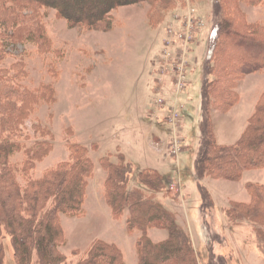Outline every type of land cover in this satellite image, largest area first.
I'll return each instance as SVG.
<instances>
[{
    "label": "rangeland",
    "instance_id": "1",
    "mask_svg": "<svg viewBox=\"0 0 264 264\" xmlns=\"http://www.w3.org/2000/svg\"><path fill=\"white\" fill-rule=\"evenodd\" d=\"M151 5L122 3L111 12L107 31L72 25L53 9H38L32 19L41 25L46 54L35 44L9 43L0 64L9 69L23 62L24 86L44 93L23 130L24 136H33L35 123L50 131L53 148L37 163L35 176L66 161L74 145L88 150L94 166L84 216L61 220L63 264H77L97 240L115 243L126 264H137L139 233H128L126 214L113 219L103 197L107 175L101 160L117 162L119 156L135 169L155 168L172 176L159 199L187 231L197 264H264V235L258 232L264 224L231 214L235 205L251 202L250 191L264 189V166L243 172L238 182L206 177L199 184L193 175L213 1L173 0L170 8L157 11ZM232 8L247 23L264 25V2H239ZM234 89L239 102L230 112L212 109L221 144L235 143L244 132L264 94V68L244 76ZM148 234L154 242L169 235L159 229ZM0 264H18L5 228L0 232ZM32 264H38L37 253Z\"/></svg>",
    "mask_w": 264,
    "mask_h": 264
},
{
    "label": "trees",
    "instance_id": "2",
    "mask_svg": "<svg viewBox=\"0 0 264 264\" xmlns=\"http://www.w3.org/2000/svg\"><path fill=\"white\" fill-rule=\"evenodd\" d=\"M146 1L154 11L173 4V0H0V64L9 43L35 44L46 54L41 25L32 19L39 15L38 9H53L72 25L107 31L111 12L122 3ZM212 1L214 30L202 89V120L198 124L201 140L193 157V175L199 184L206 177L238 182L243 172L264 166V94L235 144H218L212 120V109L225 114L239 102L234 89L238 82L264 68V25L247 23L237 16V11L241 14L238 8H232L239 2L254 6L264 0ZM29 10H33L32 15H25ZM24 67L18 62L0 69V232L5 228L12 237L18 264H32L36 253L38 264H63L67 259L59 249L66 237L61 220L84 216L94 166L88 150L74 145L66 161L35 176L37 163L48 156L53 144L50 131L35 123L34 135H23L28 118L44 97L41 91L31 92L24 86ZM213 74L215 80L210 82ZM18 155L24 157L17 161ZM117 159L101 160L107 175L103 197L113 219L126 214L128 233H139L137 264H197L187 231L159 199L168 189L170 176L154 169H135L123 157ZM250 195L251 202L235 205L231 214L264 224V189L255 188ZM152 229L167 231L168 238L154 242L148 234ZM258 232L264 235V229ZM78 261L126 264L121 249L104 240L94 241L87 256Z\"/></svg>",
    "mask_w": 264,
    "mask_h": 264
},
{
    "label": "crops",
    "instance_id": "3",
    "mask_svg": "<svg viewBox=\"0 0 264 264\" xmlns=\"http://www.w3.org/2000/svg\"><path fill=\"white\" fill-rule=\"evenodd\" d=\"M231 110H232V109H231ZM231 110H230V111H231ZM230 111H229V112H230ZM225 114H227V113H225ZM215 126H216V124H215ZM241 135H242V133H241ZM241 135H240V137H241ZM215 136H216V140H217V142H218V132L216 131V129H215ZM240 137H239V138H240ZM239 138L237 139V141L239 140ZM237 141H236V142H237ZM236 142H235V143H236ZM235 143H233V144H235ZM218 144H220V145H225V146L233 145V144H221V143H219V142H218ZM150 146H151L152 149L157 150L156 148H154V147H155L154 144H153V145L150 144ZM153 146H154V147H153ZM157 151L160 152V150H157ZM143 169H147V168H143ZM152 169H153V168H152ZM154 170H157V169L154 168ZM161 173H163V174H165V175L167 174L166 172H161ZM165 175H164V176H165ZM166 176H169V175H166ZM170 178H171V180H172V176H171V175H170ZM173 179H174V178H173ZM172 182H174V180H173ZM166 205H168V203H166Z\"/></svg>",
    "mask_w": 264,
    "mask_h": 264
}]
</instances>
